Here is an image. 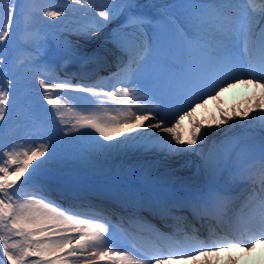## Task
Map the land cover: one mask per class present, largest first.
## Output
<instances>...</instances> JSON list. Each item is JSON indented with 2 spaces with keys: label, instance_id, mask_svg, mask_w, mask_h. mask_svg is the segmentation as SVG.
Returning a JSON list of instances; mask_svg holds the SVG:
<instances>
[{
  "label": "bare ground",
  "instance_id": "1",
  "mask_svg": "<svg viewBox=\"0 0 264 264\" xmlns=\"http://www.w3.org/2000/svg\"><path fill=\"white\" fill-rule=\"evenodd\" d=\"M134 2L146 3L151 6V9H156L158 13L164 12L171 15L179 24L184 19V11H181L180 7L162 5L167 3L166 0H120L115 16L108 14L105 8L98 7L100 4H104V0H27V6L22 7L24 12L22 20L28 30H35L36 33L42 32L45 41L52 46H57L58 50H62L60 47L71 48L90 57L101 55L102 58H106L109 56V52L117 48L122 54H126L127 50H133V45L128 43L134 37L140 40L146 34L145 31L148 32L149 30L147 25L122 27L124 26L122 15L132 12ZM42 3H48L53 7L57 4L61 15L57 16L55 10L46 11L42 7ZM1 5L3 8V3ZM142 17L146 20L150 18L148 15ZM66 21H69L67 26L65 25ZM82 27H87V29ZM30 40L37 45L41 43V39L37 37ZM165 45L164 42L160 44L163 54L168 52ZM47 52L46 49L44 53ZM132 56L136 58L138 54L133 52ZM116 58L121 59V57ZM73 59L74 57L68 58V60ZM92 64L95 65L92 70L96 68L102 70L107 65L104 59L94 61ZM57 66L62 67L61 64ZM141 67L137 68V75L141 74ZM147 69H151V72L155 70L153 66ZM34 76L46 81L45 83H36L27 74L29 79L26 85L29 90H39V93L34 95L38 100L47 94L45 89H50L48 84L58 86L56 80L50 81L38 74ZM141 87L142 83L139 84L137 93L142 91ZM252 91L255 92L254 97L251 96V91L244 87H236L225 94L213 95L211 101H205L201 91L196 89L189 102L180 111V113L187 114L180 117L183 120L179 121L178 126L174 120L162 121L164 125H169V129L172 130L169 134L156 133L161 126H154L157 116L153 103L150 101L143 104L128 103L125 105V113L116 109V113L111 115L108 123H103L98 129L95 128L91 117L76 116L71 108L56 103V110L65 115L53 113L49 124L63 123L65 128H60L57 133L49 130L53 133L52 138H49L45 133L31 138L30 149L21 140L12 150L7 152L6 149L4 150L6 160L15 167L23 159L30 158V162L35 163L36 170L40 173H51L61 177V179L73 175L72 182L74 184H78L82 179L88 183L91 181L97 183V179H102L100 174L103 176L104 182H118L120 183L118 186L138 184L140 181H147L151 185L168 188L176 185L185 186L183 183L186 181L201 184L210 178H215L214 174L218 171L217 160H224L230 166L237 167L242 158H244L241 163L243 165L248 163L254 155L264 152V144L258 147L259 139L257 136L241 152L239 149L243 146L242 142H239L238 149L227 147L228 143L238 141L233 137L234 133L237 135L245 131L256 132L257 129L254 124L264 122V90L252 86ZM143 93L147 100H151L160 94L157 92V87L153 81L149 83L147 92L143 91ZM127 99L129 101L137 100L132 96L127 97ZM198 99H202V104L198 106L196 111H193L192 108L196 106ZM92 110L93 107L89 109V111ZM225 123L229 125L225 126ZM259 125L260 127L257 128L262 131L264 123H259ZM196 126L200 127L199 134H197L199 129L198 131L194 129ZM242 127L245 129L241 130ZM236 130L239 131L236 132ZM197 139L199 143L195 144ZM39 141L44 144L43 147L57 148L55 155L48 150L46 154L49 155H41L39 149L41 143ZM47 144H55L56 146L48 147ZM182 148L184 149L183 152L181 151ZM165 154L172 155L170 158L174 160L178 156V170L182 173L185 172V174L190 171L192 174L187 178L183 177L176 180L175 183L170 182L173 173L165 167L166 164L160 161V157H166ZM158 166L165 169H158ZM225 170L223 166L221 172L227 173ZM1 171L3 170L1 169ZM21 171L22 169L19 172ZM88 174H93V176L89 178ZM224 179L230 180L233 177L225 175ZM105 187L114 191L117 189L116 184ZM227 191L231 195L233 194V189ZM93 193L99 194L101 192L94 191ZM52 195L51 199L56 200V194L52 193ZM211 200L213 197L208 202ZM48 211L46 209L45 217H43L46 223L59 225L55 219L48 218L51 216V211ZM33 213L35 216L39 215L36 210ZM24 217L25 215L18 220L23 222ZM37 221L41 222L40 220ZM134 222L133 228L138 224V221ZM33 226L35 224H24L21 231L29 239V243L32 240L35 241L36 250L22 240L20 237L22 233L18 231L16 244L24 247L22 252L24 254H36L33 260L26 261L24 264L132 263L127 256H119L114 253L112 246L103 245L97 239L94 240L89 236L78 235L76 234L77 231H72L66 241L60 239L61 242L58 244L47 247L35 238ZM46 234L48 233L46 232ZM56 253L59 256L54 258ZM41 259L42 261H40ZM250 260V258L240 260L235 264H259L255 261L250 262ZM192 264H228V262H224L223 256H219L206 262L198 261V263Z\"/></svg>",
  "mask_w": 264,
  "mask_h": 264
},
{
  "label": "rangeland",
  "instance_id": "2",
  "mask_svg": "<svg viewBox=\"0 0 264 264\" xmlns=\"http://www.w3.org/2000/svg\"><path fill=\"white\" fill-rule=\"evenodd\" d=\"M8 37H5L4 39L0 38V43L3 42V40L7 39ZM2 41V42H1ZM5 44L6 46L8 45V43H2ZM1 48H3L5 50L4 46H1ZM5 71L8 72V70L5 67ZM6 74V73H3ZM5 76H2V73H0V78H3ZM0 95H2L1 91H0ZM3 100H5V104H3ZM1 104L4 105V108H1ZM5 113H10V108H9V104L6 103V99L5 97L0 96V123L2 122H6L7 117H3V115H5ZM47 116H45L46 118ZM40 121V119H37V122ZM1 131V130H0ZM41 143V146H39L40 148H42L41 153L38 152L41 155H49L46 154L47 151H45V149L43 148L42 142L39 141ZM30 149V148H29ZM45 153V154H43ZM21 168V167H20ZM22 173H19L18 177H25L28 179H31L33 176H35V174H37L36 172V167H35V163H30V164H24V167L22 168ZM5 198H9V194L8 192H0V199H2V203L0 204V223L2 222V218H4L6 216V211L4 212V210L10 211L12 208L10 206H8L9 202L7 199ZM5 199V200H4ZM2 216V218H1ZM2 231H5V228H1ZM11 232L8 231V234H10ZM7 235V233H0V235ZM6 245H9L8 243L5 242ZM16 244V243H15ZM22 248V247H21ZM20 249V247H19ZM18 249V250H19ZM18 259V255L16 254L15 250H11L8 255H7V260H3L0 258V264H6V263H10L12 264V262L14 260ZM21 264V263H19Z\"/></svg>",
  "mask_w": 264,
  "mask_h": 264
}]
</instances>
